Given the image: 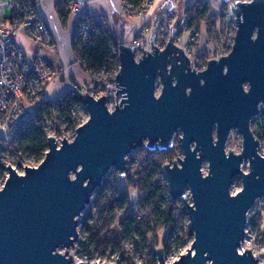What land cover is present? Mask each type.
I'll return each mask as SVG.
<instances>
[{
    "label": "water",
    "instance_id": "1",
    "mask_svg": "<svg viewBox=\"0 0 264 264\" xmlns=\"http://www.w3.org/2000/svg\"><path fill=\"white\" fill-rule=\"evenodd\" d=\"M170 5L157 11L137 57L132 44L117 41L121 100L112 111L104 95L81 93L87 118L71 139L48 136L42 159L21 173L5 166L0 264H99L73 262L70 254L93 192L111 168L124 178L134 150H167L175 134L182 158L161 172L169 199L183 202L192 240L172 264H257L240 248L249 211L264 199V150L251 128L264 108V0L224 4L236 23L232 48L199 71L174 42L171 25L164 46L155 43ZM231 130L241 135L239 152L225 149ZM236 177L241 187L231 192ZM154 252L157 264H166L163 248Z\"/></svg>",
    "mask_w": 264,
    "mask_h": 264
},
{
    "label": "trees",
    "instance_id": "2",
    "mask_svg": "<svg viewBox=\"0 0 264 264\" xmlns=\"http://www.w3.org/2000/svg\"><path fill=\"white\" fill-rule=\"evenodd\" d=\"M124 1L137 4L141 0ZM207 7V3L201 0L188 6L179 31L184 27L192 32L199 31L204 20L212 19ZM56 9L62 19L66 17L67 12L63 9L61 0L56 1ZM90 20L98 28L99 35L94 44L82 53L81 67L85 70H96L108 63L111 47L117 45V38L103 18L92 15ZM207 55L202 54V57ZM80 95L79 92L73 96L65 92L54 100L45 99L35 110V116L19 127L8 144L9 148L0 144L4 146V159H0V177L5 172L4 161L10 157L18 165H21L25 157L36 163L42 159L47 149V124L55 135H64L65 130L74 132L78 121L73 117L72 110L80 104ZM61 124H64V130ZM251 128L260 140L262 149L264 108L251 119ZM177 137L178 134L175 139ZM178 150V144L176 150L138 148L128 156L129 164L124 178H119L114 170L103 178L101 185L93 192L88 207L82 212L79 221L82 238L77 242L76 255L92 260L98 256L109 257L112 253H119L131 260L124 248V243H127L139 253L146 264H153L155 248L162 247L167 255L180 250L192 240L183 202L180 199H169L161 172L162 165L167 160L170 161ZM131 190L137 191L136 201L132 200ZM262 220L263 215L257 210L249 216L248 223L260 233ZM128 264L133 263L129 261Z\"/></svg>",
    "mask_w": 264,
    "mask_h": 264
},
{
    "label": "built area",
    "instance_id": "3",
    "mask_svg": "<svg viewBox=\"0 0 264 264\" xmlns=\"http://www.w3.org/2000/svg\"><path fill=\"white\" fill-rule=\"evenodd\" d=\"M61 1L63 2V9L72 21L73 63L81 67L83 62L82 53L94 44L95 38L99 35V30L90 20L92 15L85 11L83 1ZM152 1L141 0L139 3L133 4L120 0V5L127 16L143 18L152 8ZM234 1L236 0H230V2ZM242 1L247 2L250 0ZM222 14L226 17L222 19L223 22H220V26L213 28L208 33V44L204 46V49H201L203 51L197 49V52L193 49V45H196L195 37L200 34V30L192 32L184 27L181 32L173 34L174 42L184 47L192 60L191 66L196 71L204 69L210 58L226 55L232 48L236 29L235 18L228 11H224ZM168 26L169 21L166 20L158 28L155 43L159 48H162L167 41ZM207 29H209V26ZM149 32L150 25L146 22H142L134 31L131 44L136 49L135 57L140 54V49L148 47ZM187 32L188 40L185 42L183 41V35H187ZM20 34L24 35L33 44L32 53H28L19 44L17 37ZM52 43V33L44 19L37 12L34 0H0V144L8 146L19 127L35 116V110L45 100V86L57 76V72L54 66L39 54V48L51 46ZM204 52L208 55L202 57V54H205ZM117 57L118 50L117 46L114 45L111 47L106 65L96 70H85L81 67L88 77V85L85 89H82L78 82L68 80L65 92H68L71 96L76 95L78 92H88L94 98L104 95L106 106L109 111H112L121 100V95L115 94L117 85L114 77L119 70ZM72 115L78 121L77 126L87 118V112L81 103L73 108ZM49 126L48 124L45 126L47 137L54 136L56 139V135L49 129ZM60 126L63 129L64 124ZM63 132L64 135H58L59 140L57 141H60L62 137L67 139L73 137L74 132L72 133V130ZM66 132H69L71 138L67 137ZM176 135H174V140L178 141L179 134L175 139ZM2 141L3 143H1ZM3 148L4 146L0 145V159H4L2 157ZM177 157L182 158L181 149L176 151L171 160H176ZM170 161L167 160L166 163H170ZM4 162L6 166L8 163ZM24 166L29 165L22 164V168ZM6 176L7 172H4L0 187Z\"/></svg>",
    "mask_w": 264,
    "mask_h": 264
},
{
    "label": "crops",
    "instance_id": "4",
    "mask_svg": "<svg viewBox=\"0 0 264 264\" xmlns=\"http://www.w3.org/2000/svg\"><path fill=\"white\" fill-rule=\"evenodd\" d=\"M84 2V9L88 13L98 18H103L108 27L115 34L117 41L120 39L125 44H131L134 31L142 22H146L142 18L127 16L121 8L120 0H81ZM161 0L157 9L154 12V5L152 1V8L149 10L154 17L157 11L161 8L164 2ZM196 0H170V6L167 9L165 21H169L173 34L179 32L185 18V9L191 6ZM207 3L208 14L217 15L220 11H227L230 0H201ZM37 12L44 19L46 25L49 27L53 43L48 47H40L39 54L46 58L55 68L57 76L49 81L45 86L44 98L47 100H54L62 95L66 90V82L74 80L78 82L82 89L88 85V77L80 68L73 63V44L71 39L72 21L70 16L66 15L61 18L56 9V0H34ZM148 11V12H149ZM230 14V13H229ZM138 19V20H137ZM128 21V22H127ZM127 23L130 24V36L125 37ZM133 23V24H132ZM132 24V25H131ZM202 24L201 27H203ZM168 26V27H169ZM186 33V32H185ZM187 35H183L184 38ZM19 44L28 53H32L33 44L24 35L20 34L17 37Z\"/></svg>",
    "mask_w": 264,
    "mask_h": 264
},
{
    "label": "rangeland",
    "instance_id": "5",
    "mask_svg": "<svg viewBox=\"0 0 264 264\" xmlns=\"http://www.w3.org/2000/svg\"><path fill=\"white\" fill-rule=\"evenodd\" d=\"M160 1L161 0H153L154 12L157 9L158 5L161 3ZM152 15L153 14L151 13V11H149L142 18L144 20L148 19V22L151 21V22L148 23V25H150V29H151V25H152V20L154 18V17H152ZM210 16H212V19L203 21L202 24H204V25H203V27H201L199 29L200 30V34H198L195 37L194 41H196V45H193V49L195 51L197 49L201 50L202 47H204L205 45L208 44V38H207V37H209L208 33L213 28H217V26H220V22H223L222 19H224L226 17L225 15L222 14V12L221 13L219 12L217 15L213 14V15H210ZM138 19H140V18H138ZM215 21H216V23H215ZM214 24H216V25H214ZM127 26L128 27H127L126 32H125V37H128L131 34L130 33V28H131L130 24L127 23ZM208 26H209V29H207ZM222 26L224 27V25H222ZM184 40H185V42H187V40H188V32H187V36L184 38ZM201 51H203V50H201ZM197 52H198V50H197ZM84 121H85V119H84ZM255 124H253V126H255ZM66 135H68L67 136L68 138H71L69 132H66ZM57 140H59V136L58 135H56V141ZM241 140H242L241 139V135L236 130H231L230 133H229L228 140H227V142L225 144V149L226 150L232 149L234 152H239L240 149H241ZM57 142H59V141H57ZM262 150H264V147L262 148ZM5 161L8 164H10L13 168H15V170L17 172H21L23 170L22 164H26V165H29V166H34V165L37 164L35 161L31 160L28 157H25V159L22 161L21 165H18L16 163H14V161H13V159L11 157L9 159L5 160ZM242 168L245 171H247V169H248L247 164H243ZM112 170H114L117 173L116 169L111 168L110 171H112ZM202 170L204 172L207 171V163L206 162H204L202 164ZM5 173H6V170H5ZM1 182H2V177H0V184H1ZM240 187H241L240 178H238V177L234 178L233 183H232V185L230 187L231 192H235V191L239 190ZM131 197H132L133 201L137 200L138 194H137L136 190H131ZM257 210H259L261 212V214L263 215V220H262V223H261V229L262 230H261L260 233L257 232V230L253 226H251L250 223H248L249 216L251 214L255 213ZM187 224H188V227H189L188 219H187ZM263 230H264V199L260 198V199L255 201V203L253 204V206L251 207V209L249 211V214H248V217H247V224H246V228H245L244 239L241 242V248H240L242 250L249 249L252 252V254L254 255V257L257 258V264H263L264 263V257H259L258 256V254L260 252H262V250L264 249V233L262 232ZM159 234L161 235V232H159ZM78 236H79V239H78V241H79L82 238V234L80 233L79 225H78ZM190 242H191V240L188 241L180 250H177V251L172 252V253L167 254V255L164 254L165 255L166 264H172V261L178 256V254L180 252H182L187 246H189ZM76 245H77V242L75 243L74 249L70 251V254L73 257V262L82 260V261H85V262L89 263L90 261L95 260L99 264H128L129 261H131L133 264H146L145 261L143 260V258L139 255V253L136 252L135 250H133L130 247V245L127 244V243H124V248H125L126 251H128L129 256H131V260H127L125 258V256H122L119 253H112L109 257L98 256L97 258H94L92 260H88V259H85V258H80L75 253ZM153 264H157L156 256H155Z\"/></svg>",
    "mask_w": 264,
    "mask_h": 264
},
{
    "label": "flooded vegetation",
    "instance_id": "6",
    "mask_svg": "<svg viewBox=\"0 0 264 264\" xmlns=\"http://www.w3.org/2000/svg\"><path fill=\"white\" fill-rule=\"evenodd\" d=\"M227 11H228V9H227ZM228 12H229V11H228ZM163 21H165V19H164ZM163 21H162V22H163ZM260 109H261V108H260ZM176 143L178 144V141L173 139V145H172V147L169 148V149H172V148H173V150H176V148H177ZM178 145H179V144H178Z\"/></svg>",
    "mask_w": 264,
    "mask_h": 264
},
{
    "label": "bare ground",
    "instance_id": "7",
    "mask_svg": "<svg viewBox=\"0 0 264 264\" xmlns=\"http://www.w3.org/2000/svg\"><path fill=\"white\" fill-rule=\"evenodd\" d=\"M169 28V27H168ZM202 49H204V47H202ZM258 200V199H257Z\"/></svg>",
    "mask_w": 264,
    "mask_h": 264
}]
</instances>
